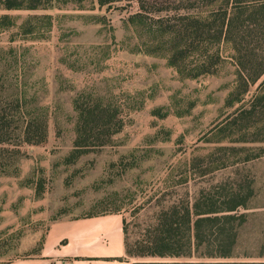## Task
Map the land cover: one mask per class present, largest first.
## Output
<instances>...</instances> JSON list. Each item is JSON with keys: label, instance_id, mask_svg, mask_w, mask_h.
Listing matches in <instances>:
<instances>
[{"label": "rangeland", "instance_id": "obj_1", "mask_svg": "<svg viewBox=\"0 0 264 264\" xmlns=\"http://www.w3.org/2000/svg\"><path fill=\"white\" fill-rule=\"evenodd\" d=\"M259 4L253 0L242 14L233 12V0H116L105 6L76 0L37 10L0 5L1 72L21 73L28 103L48 119L47 142L25 145L0 174V264L22 256L26 224L41 222L31 220L35 214L120 212L132 243L162 205L185 198L188 190L217 185L252 191L239 210L247 218L236 253L264 260L257 256L264 251ZM137 13L142 16L132 21ZM230 18V36L218 42L217 30ZM169 25L180 29L191 67L205 59L212 73L188 78L169 63L171 37L163 34ZM100 100L117 109L121 131L70 159L76 106ZM8 212L21 217L17 225Z\"/></svg>", "mask_w": 264, "mask_h": 264}, {"label": "trees", "instance_id": "obj_2", "mask_svg": "<svg viewBox=\"0 0 264 264\" xmlns=\"http://www.w3.org/2000/svg\"><path fill=\"white\" fill-rule=\"evenodd\" d=\"M114 1L116 0H98L100 6ZM72 2L76 0H0V5L8 10H37ZM252 2L253 0H233V12L242 14ZM259 7L264 17V0H260ZM141 16L137 13L131 20H138ZM4 18L9 17L5 15ZM191 18L196 22L200 21L189 16L181 19ZM232 19L224 20L217 30L218 42L229 38L234 23ZM162 22L156 21L158 24ZM163 32L171 37L166 53L169 63L181 75L195 78L212 73L213 67L205 59L197 60L195 67H191V53L179 36L180 29L169 25ZM235 48L242 50L236 44ZM148 52L155 51L148 49ZM216 55L219 57V54ZM2 67L0 60V174L6 173L17 162L25 145H42L48 139V119L39 108L28 103L24 76L21 73L8 76L1 72ZM194 70L196 72L193 73ZM263 72L264 68L256 78ZM76 109L79 119L74 152L70 158L73 160L92 148L107 144L123 127L117 109L101 100L95 105L85 103L76 106ZM251 192L244 194L240 189L227 191L220 185L201 187L193 194L188 190L185 198L172 199L162 205L156 216L142 229L144 232L132 243L129 241V227L125 222L127 256L136 258L132 264H264V260L241 259L236 253L239 227L247 218L246 213H240L239 210L246 208ZM257 256L264 258V251Z\"/></svg>", "mask_w": 264, "mask_h": 264}, {"label": "crops", "instance_id": "obj_3", "mask_svg": "<svg viewBox=\"0 0 264 264\" xmlns=\"http://www.w3.org/2000/svg\"><path fill=\"white\" fill-rule=\"evenodd\" d=\"M22 192L26 194V190ZM8 214L11 224L17 225L21 217ZM31 220L41 222L35 226L26 224L20 243L22 256L3 264H132L135 261L126 253L124 216L120 212L52 218L49 211L35 214Z\"/></svg>", "mask_w": 264, "mask_h": 264}]
</instances>
